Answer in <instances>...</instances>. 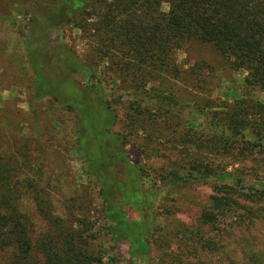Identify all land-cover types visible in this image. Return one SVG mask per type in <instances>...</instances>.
<instances>
[{
    "label": "trees",
    "instance_id": "16d2710c",
    "mask_svg": "<svg viewBox=\"0 0 264 264\" xmlns=\"http://www.w3.org/2000/svg\"><path fill=\"white\" fill-rule=\"evenodd\" d=\"M12 3L16 7L13 24L18 23L17 16L21 17L18 28L34 76V101L49 98L74 114L77 148L83 164L98 180L106 217L116 223L121 237L127 239L130 256H146L149 250L146 235L150 229L145 211L150 199L143 189V180L150 174L141 155L146 147L155 144V151L171 145L181 157L164 156L167 161L156 174L159 190L172 194L189 185L211 186L210 195L198 203L195 223L189 229L193 258L188 263L264 264V246L258 248L249 234L264 217V174L255 172V176L245 178L239 170L227 172L220 162L182 159L195 147L215 156L247 159L264 155V101L260 99L264 95V0ZM163 4L168 5L165 14L160 12ZM154 11L158 12L157 17L147 24L148 14ZM66 27L82 31L91 49L86 60L66 46L62 38L53 37ZM191 43L211 46L232 70L245 72L240 98L233 106L214 113L200 131L186 126L182 116L184 105L172 93L142 89L163 71L180 76L184 70L176 55ZM114 50L119 54L112 59L123 82L117 95L110 99L97 71L105 57L101 54ZM205 68L206 63L198 60L190 75H205ZM132 83L135 84L131 86ZM123 95L130 97L125 102L124 130L116 131L117 109ZM180 128L184 129L181 138L177 135ZM139 132L144 136L139 137ZM133 136L142 141L138 148L135 144L128 147ZM8 172L4 168L0 173L3 264L98 263L99 256L88 250L89 243L83 240L82 220L56 221L40 243L31 245L25 223L17 207L11 205L16 198L13 186L6 190L12 181ZM230 176L231 182L227 181ZM241 232L246 234L245 238L235 241ZM209 233V237H203ZM231 239L236 248L229 246ZM208 253H217V259L207 256ZM39 255V261H32Z\"/></svg>",
    "mask_w": 264,
    "mask_h": 264
},
{
    "label": "rangeland",
    "instance_id": "374dc122",
    "mask_svg": "<svg viewBox=\"0 0 264 264\" xmlns=\"http://www.w3.org/2000/svg\"><path fill=\"white\" fill-rule=\"evenodd\" d=\"M15 10L12 0H0V173L4 168L9 170L8 177L12 181L6 190H11L13 186L16 198L11 205L17 207L31 245L40 243L39 240L42 241L56 221L82 220L85 222L81 226L84 230L83 240L88 241V250L99 256L96 264H189L193 258L189 250V229L195 223L198 203L210 195L211 186L189 185L172 194L165 189L159 190L161 187L156 174L167 161L164 156L168 159L181 157L171 149V145L161 147L158 152L155 151V144L146 147L141 157L150 174L143 180V189L150 199L145 211L150 229L146 235L149 250L146 256H130L127 239L122 238L116 223L106 217L98 180L83 164V157L77 148L74 114L49 98L34 101V76L18 28L21 17L17 16V24L12 22L16 16ZM167 11L168 5L163 4L161 14ZM157 15L156 11L150 12L147 24H151V18ZM53 37L62 38L66 46L86 60L91 49L80 29L66 27L63 33L55 32ZM90 40L94 43L95 38L92 36ZM117 54V50L101 54V57H105L97 71L110 99L117 95V88L123 82L112 59H116ZM176 58L184 70L180 76L173 77L163 71L162 75L154 76L156 78L149 80L142 89L156 88L172 93L184 105L182 116L186 126L200 131L214 113L233 106L240 98L245 72L232 70L211 46L198 43H191L187 49L179 51ZM198 60L206 63V73L193 77L190 69ZM129 99L128 95L122 96L117 109L116 131L124 130L125 102ZM260 99L264 101V95ZM183 130L180 128L177 133L180 138ZM138 136L144 135L139 132ZM132 138L128 147L135 144L138 148L142 141L134 139V136ZM182 156L184 161L197 158L220 162L227 172L233 174L239 170L245 178L255 176V172L264 174V155L261 154L243 159L232 155L215 156L195 147V150ZM227 181L231 182V176ZM249 234L253 243L263 248L264 217L255 223ZM209 236L210 233L203 237ZM245 236L243 232L238 233L235 241ZM233 239L229 241V246L236 248ZM210 254L207 256L217 259V253ZM39 258L40 255L32 261H39ZM4 260L5 254L0 252V264Z\"/></svg>",
    "mask_w": 264,
    "mask_h": 264
}]
</instances>
